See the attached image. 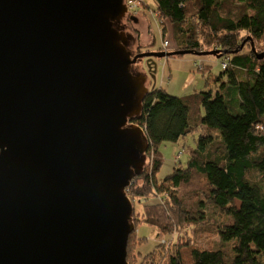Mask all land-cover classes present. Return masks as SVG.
<instances>
[{
	"label": "water",
	"instance_id": "obj_1",
	"mask_svg": "<svg viewBox=\"0 0 264 264\" xmlns=\"http://www.w3.org/2000/svg\"><path fill=\"white\" fill-rule=\"evenodd\" d=\"M124 2L0 0V264H129L156 60L224 52L133 55Z\"/></svg>",
	"mask_w": 264,
	"mask_h": 264
},
{
	"label": "trees",
	"instance_id": "obj_2",
	"mask_svg": "<svg viewBox=\"0 0 264 264\" xmlns=\"http://www.w3.org/2000/svg\"><path fill=\"white\" fill-rule=\"evenodd\" d=\"M141 3V9L153 3L152 14L163 30L167 22L173 27L172 51L220 49L228 65L214 80V89L207 83L208 90L177 97L163 88H149L133 123L144 129L150 143L147 157L152 160L127 188L135 223L127 260L129 264H264V56L259 58L264 54V0ZM138 18L134 17L136 22ZM131 21L135 23L126 16L123 23ZM133 35V55L154 51L151 40L141 45L142 34ZM195 134L198 138L186 161L179 159L173 172L159 179L164 163L161 148ZM195 175L203 178L205 190L192 208L182 190ZM136 205L141 206L139 213ZM141 224L157 228L158 237L170 240L175 233L188 231L193 241L180 240V235L168 250L158 245L143 255L137 250L146 242L135 234ZM211 230L217 239L210 249L198 247L197 233Z\"/></svg>",
	"mask_w": 264,
	"mask_h": 264
},
{
	"label": "rangeland",
	"instance_id": "obj_3",
	"mask_svg": "<svg viewBox=\"0 0 264 264\" xmlns=\"http://www.w3.org/2000/svg\"><path fill=\"white\" fill-rule=\"evenodd\" d=\"M146 1L150 2V0ZM124 3L126 5V1ZM150 5L151 8H146V6H143V8L141 9L138 18L140 22H135V26L132 27V33H136L137 31L139 35L142 34V37L140 39L141 45L147 44L151 40V43H154L152 47L154 52H157L160 49H165L169 52H173L172 49H174L176 45L173 27L169 22H167V28L163 30L164 27L158 20H156L155 16H153L152 14L153 3H151ZM126 16H128V13H126ZM130 23L134 22L131 21ZM123 24L124 23L122 22V25ZM128 26L130 25H127L125 27L127 28ZM148 31L150 32V34L147 33ZM165 41L169 43V46L166 48L164 46ZM218 50L220 49H211L207 52ZM222 62V58H217L216 56L212 55L197 56L194 54H188L180 57L165 58L160 60L159 62V66L155 74V81L150 80V83L147 84V87L151 89L163 88L170 95L177 97L187 96L193 94L196 91L201 92L204 90H208L207 83H210V87L214 89L216 84L214 80L218 76H220V74L225 72L222 68ZM138 66L143 67L146 72H149L146 60L140 62ZM197 138L198 135H191L185 140H180L175 144L164 145L161 148L164 163L158 174L159 179H163L165 176L172 173L176 162L179 159L181 160V162L186 161L189 154V149L191 150L195 147V140ZM151 160L152 157H147L146 165L147 163L150 164ZM204 190L205 184L203 178L201 176L195 175L190 185L184 187L182 190V194L184 193V200L186 204L188 206H192V208H196V203L200 199V194H202ZM140 210L141 206L136 205V211L139 213ZM205 228H207V226H205ZM180 231H182V229ZM135 234L137 239H144L146 242L143 245L139 246L137 250V252L140 251L143 255L153 251L158 245H161L162 249L168 250L171 243L176 240L177 236L180 235L182 236H180V240H187V242L193 241V237L191 239H188V231L182 232V234L179 232L175 233L174 237L171 238V240L169 236L158 237L157 228L150 227L145 224L139 225L135 231ZM216 239L217 236L215 235L214 230H211L208 233L198 232L197 236L194 239V242L200 248H209L213 245V240ZM161 240H165V242H161ZM140 261L141 260H139V263Z\"/></svg>",
	"mask_w": 264,
	"mask_h": 264
},
{
	"label": "built area",
	"instance_id": "obj_4",
	"mask_svg": "<svg viewBox=\"0 0 264 264\" xmlns=\"http://www.w3.org/2000/svg\"><path fill=\"white\" fill-rule=\"evenodd\" d=\"M125 1H126L128 16L131 18L139 16L138 14H139V12L141 10V6H142L141 0H125ZM164 46H165V48L168 47L169 43L167 41L164 42ZM227 65H228L227 61H224L222 63V67L224 69L227 68ZM161 242H165V240H161Z\"/></svg>",
	"mask_w": 264,
	"mask_h": 264
},
{
	"label": "flooded vegetation",
	"instance_id": "obj_5",
	"mask_svg": "<svg viewBox=\"0 0 264 264\" xmlns=\"http://www.w3.org/2000/svg\"><path fill=\"white\" fill-rule=\"evenodd\" d=\"M131 24H133V25H131ZM135 26V23H130V26H128L127 28L124 26V25H122V30H124L127 34H133L132 32H133V29H132V27H134ZM137 26V25H136ZM135 38V37H134ZM136 42V39H134L133 41H131V44H130V48H131V50H132V48H133V46H132V44L133 43H135ZM147 61L148 60V58H145V59H143L142 61ZM141 61V62H142ZM157 61V64H159V62H160V60H156ZM134 70L135 71H140V72H145V70H144V68L143 67H141V66H138V65H136L135 66V68H134ZM148 83H150V79L147 81V84Z\"/></svg>",
	"mask_w": 264,
	"mask_h": 264
},
{
	"label": "bare ground",
	"instance_id": "obj_6",
	"mask_svg": "<svg viewBox=\"0 0 264 264\" xmlns=\"http://www.w3.org/2000/svg\"><path fill=\"white\" fill-rule=\"evenodd\" d=\"M125 19V18H124ZM124 19H123V21H124Z\"/></svg>",
	"mask_w": 264,
	"mask_h": 264
}]
</instances>
